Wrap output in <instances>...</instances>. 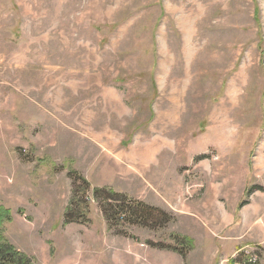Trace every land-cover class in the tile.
<instances>
[{"label": "rangeland", "instance_id": "rangeland-1", "mask_svg": "<svg viewBox=\"0 0 264 264\" xmlns=\"http://www.w3.org/2000/svg\"><path fill=\"white\" fill-rule=\"evenodd\" d=\"M95 188L167 224L111 223ZM252 196L264 205V0H0V206L33 264H174L193 224L230 241L223 215H191L217 199L254 233L240 257L264 264L263 211L239 216ZM74 197L85 222L66 221Z\"/></svg>", "mask_w": 264, "mask_h": 264}, {"label": "crops", "instance_id": "crops-1", "mask_svg": "<svg viewBox=\"0 0 264 264\" xmlns=\"http://www.w3.org/2000/svg\"><path fill=\"white\" fill-rule=\"evenodd\" d=\"M248 207H251V210H249ZM227 206L221 201V199L214 200L204 205V207H200L195 209V214L193 215L195 218H198V215L203 216L204 218H207L211 220L214 216L218 215V217H221L222 215L225 217V219L229 220L231 223H227V225H234L233 226V233L230 234L227 237V240L225 243L223 242H217L211 235H209L207 232L202 230V228L199 226V224H193L192 228L193 230L188 233V237L191 239V241H194V247L193 250L190 251L186 259L179 258L178 255H174V264H235L236 258L234 257L235 251H238L239 247L245 246L247 242L252 241L254 237V233H251L250 235L244 234L242 231H239L237 228V224L235 223V216L234 211L232 210L229 212L227 210ZM241 213H239V216L241 214V222L249 224L253 220V213L258 214L261 212L258 217L256 218V223L260 224V232L264 234V205H260L258 200H255L252 196L251 199L248 201L247 204L243 206V208L240 209ZM251 211H255L250 215ZM243 212V213H242ZM223 226H221L222 228ZM257 234V232H256ZM247 236V237H246ZM244 241V242H243ZM38 240L35 241L37 243ZM36 246H40L36 245ZM164 253H158L156 254L159 259L157 260L156 264H163L164 259ZM141 264H147V258L144 262H141Z\"/></svg>", "mask_w": 264, "mask_h": 264}, {"label": "trees", "instance_id": "trees-1", "mask_svg": "<svg viewBox=\"0 0 264 264\" xmlns=\"http://www.w3.org/2000/svg\"><path fill=\"white\" fill-rule=\"evenodd\" d=\"M84 184L88 185L85 178L79 177ZM79 185L75 182V194L87 192V188L78 189ZM82 188V187H81ZM95 198L104 197L105 205H102L105 217L111 223H116L121 217L129 218L134 223L142 226L167 224L168 214L156 207H152L142 201H127L125 195L111 189L95 188L93 190ZM87 200V199H86ZM86 200H76V197L70 202L66 211V221L83 220L85 218L87 204ZM116 202V205H112ZM246 201L241 203L244 206ZM111 207V209H110ZM129 213V217L127 214ZM10 217V211L0 206V264H33L31 257L15 247L7 238L4 232L3 224ZM164 219V220H163ZM162 222V224H160ZM189 242H192L186 237Z\"/></svg>", "mask_w": 264, "mask_h": 264}, {"label": "built area", "instance_id": "built-area-1", "mask_svg": "<svg viewBox=\"0 0 264 264\" xmlns=\"http://www.w3.org/2000/svg\"><path fill=\"white\" fill-rule=\"evenodd\" d=\"M246 249V248H244ZM243 250H238L235 254L236 263L235 264H253L258 262V256L256 254H252L250 250H244L245 255L243 257H240V252Z\"/></svg>", "mask_w": 264, "mask_h": 264}]
</instances>
